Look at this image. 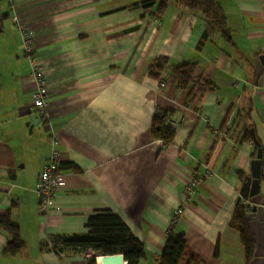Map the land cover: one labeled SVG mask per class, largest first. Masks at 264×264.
Instances as JSON below:
<instances>
[{"label":"crops","instance_id":"crops-1","mask_svg":"<svg viewBox=\"0 0 264 264\" xmlns=\"http://www.w3.org/2000/svg\"><path fill=\"white\" fill-rule=\"evenodd\" d=\"M145 1L0 0V216L11 215L23 241L15 254L5 252L10 236L0 225V264H90L95 251L58 255L48 239L86 234L88 217L101 211L120 217L145 244L140 264H158L185 202L175 231L193 253L205 264H247L230 223L257 156L254 139L243 140L246 124L263 152L264 197V71L254 83L264 0H217L224 30L172 0L156 17L160 2L146 9ZM21 25L34 33L45 70L46 121L34 107ZM161 58L168 63L153 78ZM184 62L194 66L192 89L179 87L172 72ZM160 111L177 122L173 145L151 135ZM53 138L66 185L42 217L36 189ZM193 175L203 180L189 199Z\"/></svg>","mask_w":264,"mask_h":264},{"label":"trees","instance_id":"trees-1","mask_svg":"<svg viewBox=\"0 0 264 264\" xmlns=\"http://www.w3.org/2000/svg\"><path fill=\"white\" fill-rule=\"evenodd\" d=\"M160 5L155 13L156 17H160L166 9L168 0H147L140 4L143 8L154 7L157 2ZM170 1V0H169ZM183 6L189 7L193 11H199L202 17L206 20L210 29L224 30L225 18L217 0H172ZM139 6V5H137ZM206 34L199 45L201 49L205 43ZM168 63V59L161 58L153 62L150 68V76L159 79V74ZM173 75L177 78L179 87L187 88L192 86V76L194 66L189 62H184L173 66ZM209 91H215L213 85H206ZM173 116L171 112H158L151 123V135L155 140L161 141L163 146L174 144L175 131L169 125L168 120ZM251 124L245 125V137L243 140L252 139L250 129ZM257 148H255V154ZM65 167H72L65 165ZM74 170H77L73 167ZM241 180L244 179L243 173H238ZM246 208L240 204L231 220V227L239 231L241 243L245 250L246 262L254 259V241L249 228V223L246 218ZM0 225L3 230L10 236V240L5 248V252L15 254L23 243L18 226L12 220L11 215L0 216ZM88 232L86 234H74L70 236H56L52 241L54 249L56 248L61 253L66 250L73 252H83L93 250L100 255L112 256L122 254L128 264H140L145 258V244L140 241L120 217L111 211L95 212L88 217L87 224ZM178 224H171L167 231L166 242L162 251L161 258L158 264H205L198 258L187 244L184 232L177 233L176 227ZM97 257L92 258L90 264H98Z\"/></svg>","mask_w":264,"mask_h":264},{"label":"built area","instance_id":"built-area-1","mask_svg":"<svg viewBox=\"0 0 264 264\" xmlns=\"http://www.w3.org/2000/svg\"><path fill=\"white\" fill-rule=\"evenodd\" d=\"M16 21V19H14ZM23 49L25 55L28 57L31 68H32V78L36 84V90L33 94L34 107L41 116L43 120L46 121L49 116V105L47 99L49 97L48 82L46 79V74L44 68L40 65L35 57V35L34 33L26 27L20 26ZM169 125L177 129V122L169 119ZM59 140L57 138L52 139V149L47 162L45 163L42 173L39 178V183L36 189V194L39 201V211L42 217L49 215L52 209L55 208L57 193L62 190L65 185V176L62 172V162L61 153L58 150ZM211 171H205V176L211 175ZM203 177H198L193 175L187 181L185 186V191L190 199L202 184ZM187 202L181 204L173 215L171 224H178L185 213ZM51 249L55 251L58 255H64L56 248L54 249V244L52 239H48ZM88 251V250H87ZM93 251V250H90ZM94 252V251H93ZM95 253V252H94ZM97 258L100 260V254H96ZM126 263V262H125ZM100 264V261L99 263Z\"/></svg>","mask_w":264,"mask_h":264},{"label":"water","instance_id":"water-1","mask_svg":"<svg viewBox=\"0 0 264 264\" xmlns=\"http://www.w3.org/2000/svg\"><path fill=\"white\" fill-rule=\"evenodd\" d=\"M264 71V54L259 56V63L256 70L255 85L261 73ZM252 138L258 148L256 158L251 162V175L246 177L240 189V197L237 204L244 202L246 218L254 241V259L250 264H264V197L260 193L262 176L263 152L260 143L257 141L254 130L251 131ZM122 254L105 256L100 258V264H128L125 263Z\"/></svg>","mask_w":264,"mask_h":264}]
</instances>
